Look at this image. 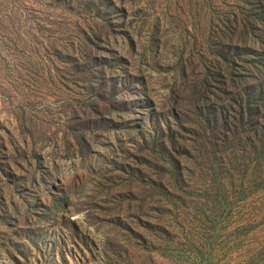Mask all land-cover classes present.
<instances>
[{
    "label": "rangeland",
    "instance_id": "rangeland-1",
    "mask_svg": "<svg viewBox=\"0 0 264 264\" xmlns=\"http://www.w3.org/2000/svg\"><path fill=\"white\" fill-rule=\"evenodd\" d=\"M0 264H264V0H0Z\"/></svg>",
    "mask_w": 264,
    "mask_h": 264
}]
</instances>
